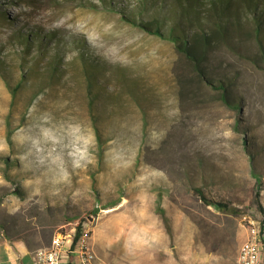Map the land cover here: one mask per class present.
Returning a JSON list of instances; mask_svg holds the SVG:
<instances>
[{
    "label": "rangeland",
    "instance_id": "rangeland-1",
    "mask_svg": "<svg viewBox=\"0 0 264 264\" xmlns=\"http://www.w3.org/2000/svg\"><path fill=\"white\" fill-rule=\"evenodd\" d=\"M61 2L0 0L4 64L14 60L11 73H19L7 53L19 29L39 25L85 38L97 56L139 80L147 117L131 96L124 116L104 113L98 100L110 137L100 153L84 84L64 77L37 94L24 84L13 98L0 74V242L47 247L56 231H70L86 217L92 247L110 264H238L246 238L241 217H264L258 206H264V36L261 43L246 35L208 56V74L235 83V108L197 79L171 43L104 8ZM6 158L14 161L12 179L3 172ZM194 186L231 207L208 205ZM15 187L19 193L10 192ZM119 193L118 204L104 207ZM158 202L172 232L157 214Z\"/></svg>",
    "mask_w": 264,
    "mask_h": 264
},
{
    "label": "trees",
    "instance_id": "trees-1",
    "mask_svg": "<svg viewBox=\"0 0 264 264\" xmlns=\"http://www.w3.org/2000/svg\"><path fill=\"white\" fill-rule=\"evenodd\" d=\"M27 0H6V4L15 5ZM61 4V0H54ZM81 7L104 8L109 14L118 16L123 23L142 32L156 36L171 43L177 52L188 61L200 81L220 90L221 99L235 108L240 102L234 100V84L229 77L216 78L209 75L208 56L217 47L234 46L243 41L246 35L258 36L261 43L264 36V0H78ZM15 38V37H14ZM17 39L19 46L14 43ZM16 39H12L7 49L8 56H13L19 64V73H11L12 60L4 64L0 56V74L10 88L14 98L17 91L25 84L35 87L34 94L44 90L47 84L70 77L73 82L85 85V96L91 116L99 152L104 150L110 139L108 131L101 123V109L97 101L102 100L104 113H127L126 96L133 97L139 105L144 118L147 117V102L138 79H131L128 69L123 65H113L100 58L85 38L57 34L56 30L44 29L35 25L28 29H19ZM73 52V53H72ZM70 55V57H68ZM78 63V64H75ZM78 66V67H77ZM15 76V77H14ZM39 78V80H38ZM13 79H16L13 81ZM122 84V89L111 91L109 84ZM54 86V85H53ZM181 95L185 94L181 86ZM149 99V98H148ZM101 156V155H100ZM14 161L5 159L4 174L9 175V168ZM95 183V177L92 179ZM260 184V180L257 181ZM194 191L208 205L228 209L230 204L221 200L210 199L199 186ZM12 193H19L15 187ZM109 200L104 207H113L122 197ZM260 200V192H256ZM100 200V197L98 198ZM258 206L264 211L263 204ZM95 209L93 212H97ZM157 214L167 231L172 232L171 219L165 207L158 202ZM83 217L77 225L75 240L86 228ZM264 219V217H263Z\"/></svg>",
    "mask_w": 264,
    "mask_h": 264
},
{
    "label": "built area",
    "instance_id": "built-area-1",
    "mask_svg": "<svg viewBox=\"0 0 264 264\" xmlns=\"http://www.w3.org/2000/svg\"><path fill=\"white\" fill-rule=\"evenodd\" d=\"M241 223L246 230V238L239 249L238 264H264V219L244 214ZM76 230L77 227L70 231H56L49 246L35 250V264H62L63 258L74 249L79 253L82 264H96V259H103L90 243V229L83 228L75 240ZM103 264L110 263L103 259Z\"/></svg>",
    "mask_w": 264,
    "mask_h": 264
},
{
    "label": "crops",
    "instance_id": "crops-1",
    "mask_svg": "<svg viewBox=\"0 0 264 264\" xmlns=\"http://www.w3.org/2000/svg\"><path fill=\"white\" fill-rule=\"evenodd\" d=\"M35 250L30 249L23 240H5L0 242V264H35ZM62 264H82L79 253L74 249L63 258Z\"/></svg>",
    "mask_w": 264,
    "mask_h": 264
},
{
    "label": "bare ground",
    "instance_id": "bare-ground-1",
    "mask_svg": "<svg viewBox=\"0 0 264 264\" xmlns=\"http://www.w3.org/2000/svg\"><path fill=\"white\" fill-rule=\"evenodd\" d=\"M95 251V250H94ZM96 252V251H95ZM96 264H103V259H96Z\"/></svg>",
    "mask_w": 264,
    "mask_h": 264
},
{
    "label": "water",
    "instance_id": "water-1",
    "mask_svg": "<svg viewBox=\"0 0 264 264\" xmlns=\"http://www.w3.org/2000/svg\"><path fill=\"white\" fill-rule=\"evenodd\" d=\"M88 219L90 220V221H92L93 220V216L91 215V214H88Z\"/></svg>",
    "mask_w": 264,
    "mask_h": 264
}]
</instances>
